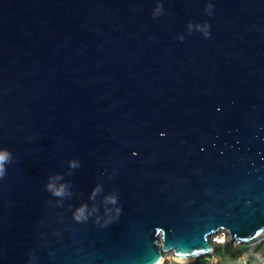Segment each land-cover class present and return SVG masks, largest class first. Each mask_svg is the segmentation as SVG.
Masks as SVG:
<instances>
[{
	"label": "water",
	"instance_id": "water-1",
	"mask_svg": "<svg viewBox=\"0 0 264 264\" xmlns=\"http://www.w3.org/2000/svg\"><path fill=\"white\" fill-rule=\"evenodd\" d=\"M0 152V264L260 242L264 0H0Z\"/></svg>",
	"mask_w": 264,
	"mask_h": 264
},
{
	"label": "trees",
	"instance_id": "trees-1",
	"mask_svg": "<svg viewBox=\"0 0 264 264\" xmlns=\"http://www.w3.org/2000/svg\"><path fill=\"white\" fill-rule=\"evenodd\" d=\"M214 251L231 264H264V242L262 241L255 246L253 251L249 250V246L230 243H214ZM240 258L243 259L241 263L238 262ZM204 261V256H202L192 264H202ZM163 264L177 263L166 261Z\"/></svg>",
	"mask_w": 264,
	"mask_h": 264
},
{
	"label": "built area",
	"instance_id": "built-area-1",
	"mask_svg": "<svg viewBox=\"0 0 264 264\" xmlns=\"http://www.w3.org/2000/svg\"><path fill=\"white\" fill-rule=\"evenodd\" d=\"M209 241L213 244V249L208 254L204 255L205 261L202 264H231L225 261L222 257L215 254L214 251V243H234L235 241H231L229 237V233L225 228H219L217 231L212 232L209 235ZM243 261L242 258L238 260L239 263ZM194 263V262H193Z\"/></svg>",
	"mask_w": 264,
	"mask_h": 264
},
{
	"label": "rangeland",
	"instance_id": "rangeland-1",
	"mask_svg": "<svg viewBox=\"0 0 264 264\" xmlns=\"http://www.w3.org/2000/svg\"><path fill=\"white\" fill-rule=\"evenodd\" d=\"M261 241L264 242V239H262ZM261 241H260V242H261ZM260 242H257V243H254V244H250V245H248V246H249V250H250V251H253V250L255 249V246H256L258 243H260ZM230 244H234V243H230ZM166 261H168V263L192 264V262H190V263H184V262H177V261H175V260L172 258L171 252H167V253H165L163 263L166 262ZM163 263H162V264H163Z\"/></svg>",
	"mask_w": 264,
	"mask_h": 264
},
{
	"label": "clouds",
	"instance_id": "clouds-1",
	"mask_svg": "<svg viewBox=\"0 0 264 264\" xmlns=\"http://www.w3.org/2000/svg\"><path fill=\"white\" fill-rule=\"evenodd\" d=\"M205 35L207 36L208 33H205ZM7 156H8L7 153H5V152H0V174L3 173V165H4V163H5L6 160H7ZM54 194H55V195H61V194H62V191H60V190H59V191H56Z\"/></svg>",
	"mask_w": 264,
	"mask_h": 264
},
{
	"label": "bare ground",
	"instance_id": "bare-ground-1",
	"mask_svg": "<svg viewBox=\"0 0 264 264\" xmlns=\"http://www.w3.org/2000/svg\"><path fill=\"white\" fill-rule=\"evenodd\" d=\"M212 250H210L209 252H211ZM177 261H179V262H190V261H192V258H184V259H177V258H175ZM162 261H163V259H161L157 264H161L162 263Z\"/></svg>",
	"mask_w": 264,
	"mask_h": 264
}]
</instances>
